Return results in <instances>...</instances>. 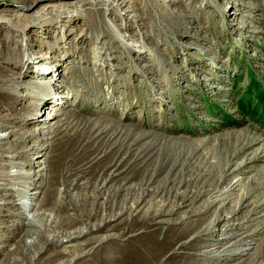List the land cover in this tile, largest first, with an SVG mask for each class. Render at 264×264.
<instances>
[{
  "label": "rangeland",
  "instance_id": "obj_1",
  "mask_svg": "<svg viewBox=\"0 0 264 264\" xmlns=\"http://www.w3.org/2000/svg\"><path fill=\"white\" fill-rule=\"evenodd\" d=\"M174 1L176 3L170 8L177 11L180 20L173 17L171 21H163L160 28L169 26V33L167 36L162 32L154 33L152 39L145 42L148 51L140 48L141 52L128 53L118 45L110 51L103 43L108 39L105 33L94 37L88 32L86 39H92L90 48L103 47L106 52L100 58L103 59L102 71L107 72V76L96 79L100 88L96 85L89 89L85 84L93 78L91 72L77 74L71 85H66L67 89L62 91V104L44 106L36 114H64L54 120L53 125L57 121L60 125L62 120L69 118L72 124L79 121L90 129L101 127L108 128L110 134L123 133V146L113 138L100 141L105 146L116 143L114 154L81 172L80 178L97 179L98 173L112 164L117 165L116 174L119 175L110 178L108 170L104 181L111 179L110 187L121 188V193L133 190L129 197L137 199L144 185L148 191L142 205L153 206V210L159 209V202L170 204L167 208L181 204L175 196L177 193L183 198L184 194L201 192L186 206L175 207L172 216L162 217V220H174L176 226L157 227L160 232L171 230L168 236L176 237L175 247L191 241L202 229L210 225L215 227L213 234L193 244L189 242L179 250L183 253L173 264H191L190 258L206 250L222 233L241 236L232 240L236 245L230 249L231 261L213 263L264 264V121L252 111L244 112L239 104L241 99H248L250 93L257 91V85L264 88V0H182L184 7L180 0ZM2 9L19 10L10 0H0ZM151 22L152 19L146 25ZM176 22L179 23L177 28L174 27ZM144 28L134 31L124 28L119 32L120 37L127 43L138 44L136 40L144 39ZM165 37L168 41L163 40ZM155 40H160L159 44H148ZM85 48L74 61V67L84 57ZM2 49L0 42V52ZM16 51L14 56H0V78L3 80L19 77L10 72L30 52L25 41ZM11 59L18 62L11 64ZM28 63L25 61L22 67ZM107 63L110 66L107 67ZM73 70L70 67L62 73L66 81L71 79L69 74ZM47 91L49 97L56 94L51 86ZM252 98L254 104L259 105L257 97ZM21 108L22 105H18V109ZM4 109L0 108L1 114L12 113ZM4 125L7 128H0V155L4 146L8 148L15 143L22 130L23 133H29L31 128L35 130V125L29 123L0 122V127ZM64 131L58 129L48 138L61 139ZM48 145L50 143L43 141L41 135L32 136L20 145L21 149L4 153L28 155L19 161L21 166H8L4 161L8 158L0 159V174L28 170L37 174L36 162L45 158L41 147ZM45 148L43 150L47 151ZM62 148L66 158L72 146L62 145ZM35 181L38 185L41 180ZM0 183L5 184L0 190L1 262L18 242L17 225L29 226L34 218L29 207L31 197H22L21 192L27 190L18 184ZM9 187L13 189H7ZM28 191L36 190L30 188ZM122 194L119 205L125 201ZM216 200L218 202L208 208V203ZM54 251L50 248L38 264L48 260ZM242 251L244 255L236 256Z\"/></svg>",
  "mask_w": 264,
  "mask_h": 264
},
{
  "label": "bare ground",
  "instance_id": "obj_2",
  "mask_svg": "<svg viewBox=\"0 0 264 264\" xmlns=\"http://www.w3.org/2000/svg\"><path fill=\"white\" fill-rule=\"evenodd\" d=\"M10 1L17 5L19 10L16 12L0 10V42L3 47L0 56L3 58L10 54L14 56L13 53L16 54V50L20 49L23 41L26 42V49L30 52L23 54L25 58H21L20 62L11 59V64L16 62L18 64H15L16 67L10 73L19 77L5 80L0 78V108L12 112L11 114L0 113V122L24 123V125L29 123V125H35V130L31 128L29 133H23L22 130L12 146L3 147L0 159L8 158L9 160L4 159L8 166H21L19 161L28 155L24 156L23 153L16 152V155L9 156L4 153L14 148L21 149L20 145L34 135H41L43 141L49 142L50 145L47 148L41 147L45 158L44 161L36 162L37 174H32L29 170L0 174V181L18 184L27 190L21 193L23 198H32H30L29 207L34 218L29 226L17 225L18 242L4 256L6 259L0 264H38L43 254L50 248L55 251L42 264H173V260L183 253L179 250L213 234L215 227L210 225L202 229L191 241L179 243L176 247L174 242L176 237L168 236L171 230L160 232L157 227L168 229L176 226L177 223L174 220H162V217L172 216L176 211L175 207L186 206L190 199L200 196L201 192L191 193L192 198L186 194L180 198V194L177 193L175 196L180 199V205L167 208L170 204L159 202L161 204L158 205L159 209L153 210V206L142 205V199L148 191L144 185L137 199L129 197L133 190L128 193L124 191L122 194L121 188L110 187L111 179L104 181L103 176L108 170L111 171L108 175L110 178L119 175L116 174L117 165L112 164L98 173L97 179L80 178L78 175L81 172L90 169L102 158L111 157V154H114L116 143L105 146L101 145L100 141L113 138L123 146V133L116 131L117 134H110L111 132L107 131L108 128L104 127V129L101 127L90 129L87 124L79 121L72 124L69 118L62 120L60 125L57 124L58 121L53 125L54 120L60 119L64 114L58 112L44 114L43 116H46L43 118L36 113L44 106H51L53 103L58 105V102L62 104L60 100L64 98L60 95L77 74L91 72L94 76L89 80L86 79L85 84L89 89L96 85L100 88L96 79L102 75L107 76V72L102 71L103 59L100 58L104 57L106 54L103 53L106 52H103V47L98 50L90 48L92 39H86L88 32L94 37L105 33L108 39L105 38L103 43L110 51L117 45L122 46L128 53L141 52L140 48H147L148 51V45L145 42L151 40L154 33L162 32L166 36L169 33V26L160 28L163 21H171L173 17L176 21L180 20L177 11H172L170 8L176 2L174 0ZM179 3L184 7L182 0ZM150 19L152 22L146 25ZM178 24L176 22L174 27L177 28ZM143 27H145L144 39L140 37L141 40H136L138 44L127 43L120 37L119 32L124 28L129 30L131 28L134 31ZM38 33L42 35L39 36ZM163 40L168 41V38L165 37ZM159 41L155 40L148 44H159L157 43ZM84 48L86 49L84 57L74 67V61ZM25 61L29 63L22 67ZM42 64L43 66H40ZM108 66L110 64L107 63ZM70 67L75 71L70 72L71 79L66 81L64 79L66 76L62 73ZM31 74L34 76L32 77ZM23 78H28L27 82L22 81ZM50 86L56 92L55 96H48L47 90ZM74 87L75 85L72 89ZM69 92L72 91L69 90ZM84 95L88 96L89 93ZM18 105H22L21 111ZM0 128L5 129L7 126ZM58 129L65 130L62 133L63 138L56 140L48 138ZM1 139L2 137L0 141ZM127 142L130 143L129 139ZM133 144L130 146L133 147ZM62 145L72 146L66 158L62 152ZM44 148L47 151L43 150ZM37 179L41 180L38 185L35 181ZM3 185L5 184L0 183V190L1 187L3 190ZM30 188L36 191L29 193ZM121 194L125 198L123 205L118 204ZM216 202L218 200L209 202L208 208ZM205 211L206 209L197 215ZM184 219H187L186 216ZM181 235L180 237H183ZM240 236L237 233L231 236L222 233L218 240L211 246H207L206 250L194 254L190 258L191 264H212L219 260L231 261L230 249L236 245V241L232 240L239 239ZM237 242L239 243L240 240ZM228 243L230 245L226 247ZM59 247L64 250H56ZM239 255H244L243 251L236 254V256Z\"/></svg>",
  "mask_w": 264,
  "mask_h": 264
},
{
  "label": "trees",
  "instance_id": "obj_3",
  "mask_svg": "<svg viewBox=\"0 0 264 264\" xmlns=\"http://www.w3.org/2000/svg\"><path fill=\"white\" fill-rule=\"evenodd\" d=\"M257 91H254L255 93H250L252 97H257L256 101L259 103V105H255L254 101H252V97L248 99H241L240 101V108L244 112H250L252 111L255 115H260L263 117L264 121V88L260 85H257Z\"/></svg>",
  "mask_w": 264,
  "mask_h": 264
}]
</instances>
